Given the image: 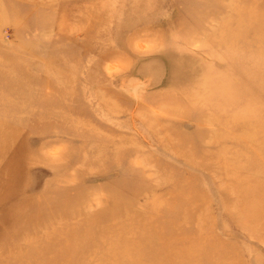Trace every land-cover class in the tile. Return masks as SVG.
Returning <instances> with one entry per match:
<instances>
[{"label": "rangeland", "instance_id": "obj_1", "mask_svg": "<svg viewBox=\"0 0 264 264\" xmlns=\"http://www.w3.org/2000/svg\"><path fill=\"white\" fill-rule=\"evenodd\" d=\"M0 125V264H264V0H0Z\"/></svg>", "mask_w": 264, "mask_h": 264}, {"label": "bare ground", "instance_id": "obj_2", "mask_svg": "<svg viewBox=\"0 0 264 264\" xmlns=\"http://www.w3.org/2000/svg\"><path fill=\"white\" fill-rule=\"evenodd\" d=\"M248 10H249V8H248ZM246 11H247V10H246ZM247 12H249V11H247ZM252 12H253V11H252ZM252 12H251V13H252ZM249 13H250V12H249ZM245 14H246V13H245ZM253 14H254V13H253ZM249 15H250V14H249ZM238 18H239V17H238ZM240 18H241V17H240ZM240 18H239V19H240ZM249 18H250V17H249ZM239 19H238V20H239ZM250 19H252V18H250ZM240 21L242 22V20H240ZM238 23H239V22H238ZM247 23H248V22H247ZM239 24H240V23H239ZM237 25H238V24H237ZM238 26H240V25H238ZM238 26H237V27H238ZM244 26H245V25H244ZM238 28H239V27H238ZM242 28H243V27H242ZM239 29H241V28H239ZM4 123H5V121H4ZM1 124H2V123H1ZM5 124H7V122H6ZM5 124H3L4 126L2 125V127H5ZM2 127H1V125H0V128H2ZM3 129H4V128H3ZM1 131H2V129H1ZM249 135H250V134H249ZM250 137H251V136H250ZM253 137H254V135H253ZM1 138H3V136H2V134H1V132H0V139H1ZM251 138H252V137H251ZM234 166H236V165H234ZM235 173H236V172H235ZM262 186H263V185H262ZM263 187H264V186H263ZM244 195H246L245 197L243 196V197H244V200L246 201V199H247V191H246V193H245ZM57 201H58V203H60V200H57ZM242 201H243V200H242ZM238 204H239V203H238ZM242 204H243V203H242ZM246 205H247V204H246ZM247 206H248V205H247ZM249 206H250V205H249ZM245 212H247V211L245 210ZM243 214H244V210H243ZM245 214H247V213H245ZM247 215H248V214H247ZM244 216H245V215H244ZM248 216H249V215H248ZM248 216H246V217H248ZM242 217H243V216H242ZM256 217H258V216H257V215H256V216L254 215V216H251V217L249 216V217H248V220H250V219H251V220H252V219H253V220H256V219H255ZM245 219H246V218H245ZM246 220H247V219H246ZM246 224H247V223H246ZM243 225H244V224H243ZM244 228H245V227H244ZM86 234H87V233H86ZM124 250H125V249H124ZM112 261H113V260H112ZM192 262H194V261H192ZM197 262H199V261H197ZM194 263H195V262H194Z\"/></svg>", "mask_w": 264, "mask_h": 264}]
</instances>
